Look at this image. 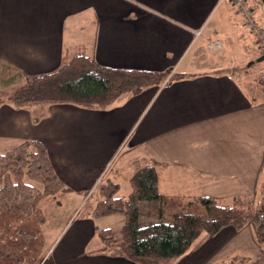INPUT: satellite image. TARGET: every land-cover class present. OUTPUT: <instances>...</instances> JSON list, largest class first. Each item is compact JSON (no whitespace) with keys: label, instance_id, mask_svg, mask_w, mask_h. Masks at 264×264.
I'll list each match as a JSON object with an SVG mask.
<instances>
[{"label":"crops","instance_id":"crops-1","mask_svg":"<svg viewBox=\"0 0 264 264\" xmlns=\"http://www.w3.org/2000/svg\"><path fill=\"white\" fill-rule=\"evenodd\" d=\"M211 39L222 41L221 51H207ZM255 40L226 0H0V153L40 142L71 191L65 203L73 201L61 228L46 238L41 264H136L102 246L93 208L74 215L84 194L107 177L121 195V184L150 165L168 199L256 196L264 168V91L244 74L249 66L264 69V62L252 63L260 56ZM77 54L105 67L178 76L123 94L104 110L9 103L27 79L56 71L64 56ZM121 152L126 161L114 166L121 170L114 178L107 166ZM167 264H264V248L250 226H227L201 234Z\"/></svg>","mask_w":264,"mask_h":264},{"label":"trees","instance_id":"trees-1","mask_svg":"<svg viewBox=\"0 0 264 264\" xmlns=\"http://www.w3.org/2000/svg\"><path fill=\"white\" fill-rule=\"evenodd\" d=\"M253 1L264 6V0ZM253 17L262 27L254 12ZM261 55L252 63H258ZM253 68L249 66L244 74L258 85L254 72L264 69ZM170 74L105 67L82 54L64 56L56 71L27 79L8 101L22 108L72 104L104 110L123 94L137 95L147 87L161 85ZM118 172L121 170L115 169L111 175L116 178ZM127 187L128 192L120 195L119 183L107 177L94 190L100 197L92 210L95 218L110 214L124 217L119 236L110 228L98 230L99 241L112 255L136 264H167L185 254L201 234L214 236L227 226L235 230L250 226L256 243L264 248V183L253 199L234 198L230 204L212 196L168 199L159 191L155 167L147 165L132 173ZM70 192L55 174L40 142L24 141L0 153V264L43 262L48 252L44 225L52 213L44 205L59 193L65 203ZM248 201H255L252 215L247 214ZM141 202L146 203L147 213H155L160 221L141 226ZM164 210L171 213L170 221L161 220Z\"/></svg>","mask_w":264,"mask_h":264},{"label":"rangeland","instance_id":"rangeland-1","mask_svg":"<svg viewBox=\"0 0 264 264\" xmlns=\"http://www.w3.org/2000/svg\"><path fill=\"white\" fill-rule=\"evenodd\" d=\"M235 1H238V0H235ZM244 1H245V5L251 11V14H249L250 17H252L251 19H254L253 12L256 9V12H255L256 14L257 13L262 14V16H263V19L261 21L262 24L261 23L260 24L264 25V6L262 4H260L259 2L257 3V2H255L253 0H244ZM229 3L235 8V10L237 12H241V11H238L237 5L234 3V1L230 0ZM241 14L245 18L246 15L243 12H241ZM255 24H256V26L258 28H261L264 31V29H263L264 27L263 28L259 27L256 22H255ZM253 35H255V34L253 33ZM255 42H256V45H257L259 51L262 54H264V51L262 50V48L260 46L261 42L259 41V38H257L255 40ZM261 62L263 63L264 61H261ZM261 68H263V67H256L255 66L253 68V70H257V69H261ZM170 75H172V74H170ZM167 80H169V76L166 77V79H165V81L163 83H165ZM122 148L123 147L120 148L119 152L122 151ZM124 161H126V159L124 157H122V152L117 157L115 155L113 158H111V160L109 162V165L107 166L108 171L111 170V173H112L113 170L116 168L114 166L118 165L119 163H122ZM263 171H264V168H261L259 170V176H261V179H260L261 183H264V172ZM107 173L108 172H105L104 176H107L108 175ZM121 187H122L121 188V194H125V193H123V191L126 188L128 189V187L126 185H124V184H121ZM96 192L97 191L93 190V191H91L88 194L86 193L85 199H82V201L79 202V204L75 207L74 215H76L80 210H81L80 213L82 214V213H85V212H89V211H91L92 208H94V206L97 204V202H98V200L100 198L99 195ZM55 198H57L58 200L50 198L49 202L46 203V205H44L45 207H47V209L50 210V212L52 211L51 218L44 225V228H45L44 229L45 230L44 233H45L48 241L51 240L50 237L53 235V233L56 230H58V228H61V226H62V224H63V222H64V220L66 218L67 212L73 206V201L64 203L62 193L57 194V196ZM58 201L60 202V206H59V204H58V206L56 205V203ZM62 201H63L64 204L62 203ZM230 202L231 201H225L224 203L225 204H230ZM254 202L255 201H248V203H249V209H248V213H247L248 215H252ZM162 216L163 217H162L161 220L170 221L171 213H169L168 210H164L162 212ZM155 217H156L155 213H149V214L147 213V205H146L145 202H141L139 204V224L141 226H146L148 224H153V223H155L157 221H160V219H157ZM97 219L100 222V224H99L100 229H102L103 227H110L112 233L115 236H119L120 235L121 229L124 226V217L123 216H121L120 214H110V215H104V216L97 217Z\"/></svg>","mask_w":264,"mask_h":264},{"label":"built area","instance_id":"built-area-1","mask_svg":"<svg viewBox=\"0 0 264 264\" xmlns=\"http://www.w3.org/2000/svg\"><path fill=\"white\" fill-rule=\"evenodd\" d=\"M228 1L230 2V0ZM231 1H234V3L237 5L238 11H241L246 15L245 23L251 29V31L255 34L256 39L259 38V41L261 42L260 46L262 50L264 51V31L261 28H258L254 20L251 19L252 17H250L249 15L251 14V11L245 5V1L244 0H238V1L231 0ZM206 48L209 53L219 52L222 49V42L219 39H211L207 42ZM254 74L257 77L258 85L264 90V70L256 71L254 72Z\"/></svg>","mask_w":264,"mask_h":264},{"label":"water","instance_id":"water-1","mask_svg":"<svg viewBox=\"0 0 264 264\" xmlns=\"http://www.w3.org/2000/svg\"><path fill=\"white\" fill-rule=\"evenodd\" d=\"M264 60V55H262L260 58H259V61H262Z\"/></svg>","mask_w":264,"mask_h":264},{"label":"bare ground","instance_id":"bare-ground-1","mask_svg":"<svg viewBox=\"0 0 264 264\" xmlns=\"http://www.w3.org/2000/svg\"><path fill=\"white\" fill-rule=\"evenodd\" d=\"M207 49V48H206ZM208 51V50H207ZM264 55V54H263Z\"/></svg>","mask_w":264,"mask_h":264}]
</instances>
